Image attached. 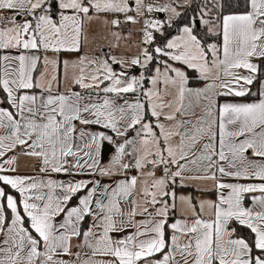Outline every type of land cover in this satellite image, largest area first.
Masks as SVG:
<instances>
[{"label": "snow or ice", "instance_id": "snow-or-ice-1", "mask_svg": "<svg viewBox=\"0 0 264 264\" xmlns=\"http://www.w3.org/2000/svg\"><path fill=\"white\" fill-rule=\"evenodd\" d=\"M0 264H264V0H0Z\"/></svg>", "mask_w": 264, "mask_h": 264}]
</instances>
